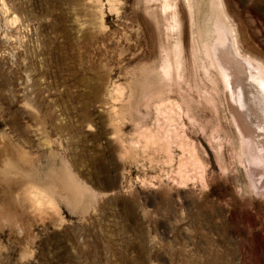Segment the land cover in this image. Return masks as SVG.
I'll return each mask as SVG.
<instances>
[{
    "label": "rangeland",
    "instance_id": "374dc122",
    "mask_svg": "<svg viewBox=\"0 0 264 264\" xmlns=\"http://www.w3.org/2000/svg\"><path fill=\"white\" fill-rule=\"evenodd\" d=\"M210 1L0 0V264H264V171L204 76ZM218 3L264 70V0Z\"/></svg>",
    "mask_w": 264,
    "mask_h": 264
},
{
    "label": "bare ground",
    "instance_id": "6f19581e",
    "mask_svg": "<svg viewBox=\"0 0 264 264\" xmlns=\"http://www.w3.org/2000/svg\"><path fill=\"white\" fill-rule=\"evenodd\" d=\"M210 4L211 25L207 24L204 30L200 31L203 49L210 61V67L205 66L204 76L212 90L218 93L220 79L217 73L221 75L228 88L225 101L231 106L232 117L243 138L241 145L246 152L245 162L255 172L264 171V70L238 53L236 29H232L227 24L226 14L220 12L218 0H211ZM170 8L169 3L164 5L165 11ZM166 71L162 76H169ZM168 103L160 101L158 114L166 118L167 123H171L172 119L168 116ZM162 128L164 127L159 120L156 130L143 129L142 126L140 138L148 144L170 142L171 137H167L166 134L173 136V133H167Z\"/></svg>",
    "mask_w": 264,
    "mask_h": 264
}]
</instances>
